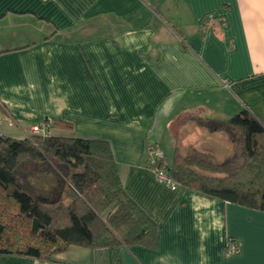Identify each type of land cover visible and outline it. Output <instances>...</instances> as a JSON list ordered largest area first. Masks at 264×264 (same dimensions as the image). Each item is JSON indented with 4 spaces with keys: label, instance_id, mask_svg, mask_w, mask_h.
<instances>
[{
    "label": "crops",
    "instance_id": "obj_1",
    "mask_svg": "<svg viewBox=\"0 0 264 264\" xmlns=\"http://www.w3.org/2000/svg\"><path fill=\"white\" fill-rule=\"evenodd\" d=\"M241 109L264 123V0H0V134L25 137L47 117L72 127L54 135L107 140L124 191L156 226L151 247L0 264H264V211L172 189L146 165V145L174 151L192 116ZM194 127L186 144L200 149L212 133Z\"/></svg>",
    "mask_w": 264,
    "mask_h": 264
},
{
    "label": "trees",
    "instance_id": "obj_2",
    "mask_svg": "<svg viewBox=\"0 0 264 264\" xmlns=\"http://www.w3.org/2000/svg\"><path fill=\"white\" fill-rule=\"evenodd\" d=\"M43 121L50 122L45 134H0V255L55 261L70 247L153 246L155 223L124 191L108 141L54 135L52 128L71 125ZM191 121L223 132L231 150L175 146L166 163L174 182L264 211V123L246 109Z\"/></svg>",
    "mask_w": 264,
    "mask_h": 264
},
{
    "label": "built area",
    "instance_id": "obj_3",
    "mask_svg": "<svg viewBox=\"0 0 264 264\" xmlns=\"http://www.w3.org/2000/svg\"><path fill=\"white\" fill-rule=\"evenodd\" d=\"M212 19L213 16L209 15L208 19ZM49 121H43L40 124L34 125L32 130L36 133L45 134L49 128ZM146 163L151 166L154 176L157 181L166 184L168 187L175 189L178 185L174 182L171 176L166 170V158L162 149L155 143H149L145 148ZM225 251L229 254H233L239 251V246L233 240L226 242Z\"/></svg>",
    "mask_w": 264,
    "mask_h": 264
},
{
    "label": "rangeland",
    "instance_id": "obj_4",
    "mask_svg": "<svg viewBox=\"0 0 264 264\" xmlns=\"http://www.w3.org/2000/svg\"><path fill=\"white\" fill-rule=\"evenodd\" d=\"M183 123V122H182ZM186 123V122H185ZM194 123L192 121H190L189 123H186L184 131L182 132L181 135H179L178 137V143H179V147L182 150H185L187 148V144L186 142L188 140L194 139L197 135L196 133V129L194 127ZM32 133L34 132L33 130H31ZM179 131V130H178ZM17 132V129H14L12 131ZM12 137L15 138H23L21 136H19L18 134H11ZM208 139L206 140L207 142H203L201 144L198 145V147L202 150H213L216 153H218L219 155H224L230 152L231 148L229 146V144L226 142V136L223 132H214L212 133L210 136L207 137ZM164 152L165 158H166V162L170 165L171 164V160H172V155H173V149H172V145L170 144L169 140L164 141V144L162 145L161 148Z\"/></svg>",
    "mask_w": 264,
    "mask_h": 264
}]
</instances>
